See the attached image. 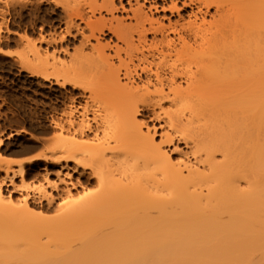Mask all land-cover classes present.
I'll return each instance as SVG.
<instances>
[{
  "label": "bare ground",
  "instance_id": "1",
  "mask_svg": "<svg viewBox=\"0 0 264 264\" xmlns=\"http://www.w3.org/2000/svg\"><path fill=\"white\" fill-rule=\"evenodd\" d=\"M39 2L53 4L44 17L57 26L36 39L17 33L23 53L0 47V54L18 55L41 85L70 87L50 124L74 139L24 159L0 152V203L1 187L16 175L24 182L35 160L59 166L60 182L75 186L77 154L106 158L107 178L97 199L69 205L65 219L1 232L0 243L19 242L23 253L0 264H93L97 257H71L82 238L76 229L89 225L110 238L188 232L193 244L237 264H264V0ZM0 4V26L10 11L23 19L29 6L40 9L32 0ZM88 134L96 140L91 153L75 140ZM58 231L66 239L54 245Z\"/></svg>",
  "mask_w": 264,
  "mask_h": 264
},
{
  "label": "rangeland",
  "instance_id": "2",
  "mask_svg": "<svg viewBox=\"0 0 264 264\" xmlns=\"http://www.w3.org/2000/svg\"><path fill=\"white\" fill-rule=\"evenodd\" d=\"M33 6L39 5L37 11L29 6L24 12L25 17L21 19L15 11H10L5 15L7 24L0 26V47L15 50L23 53L24 46L18 41L17 33L26 32L30 37L37 38L40 31L46 34L56 27L46 20V13L50 12L54 6L48 2L32 0ZM2 8V4H0ZM38 7V6H37ZM30 8V9H29ZM29 9V10H28ZM38 18V19H37ZM5 38L9 40L5 41ZM6 42V43H5ZM18 55L5 56L0 54V152L6 155H16V150L24 152H35L50 154L51 148L60 139H74L69 134H59L50 124V119L55 118L62 112L64 104L67 103L66 89L56 85H49L38 78L28 76V73L20 68ZM48 86V87H47ZM106 118H98L99 130L104 129ZM25 130L33 135L29 137ZM19 131L20 134H13ZM10 133H12L10 135ZM81 145V151L92 152L91 147L96 143L92 134L75 139ZM177 151H186L182 143H175ZM94 149V148H93ZM177 151L171 152V156L176 157ZM59 154V151L55 152ZM67 151L65 154H69ZM79 162L83 165L77 172H71V182L75 183L79 179L80 185L71 186L61 183L58 178L57 165H50L42 160H35L31 164L25 165L29 172L24 177V182L19 176L13 178L12 185L1 187L3 200L0 203V233L5 235V231H14L20 234L27 228H32L40 220L58 221L65 219L67 208L76 202H86L92 200L100 194L103 182L107 178L108 164L105 159L95 160L86 153L77 154ZM16 165L11 166L15 169ZM78 172L82 175H78ZM3 172H0V181ZM92 175H95L94 178ZM78 176V177H77ZM13 201V206L8 200ZM23 199L27 206L23 209ZM99 203V200L97 201ZM97 211L90 216L95 217ZM89 227H79L76 230L82 237L72 244L73 254L71 257L79 256L87 258L97 257L93 264L101 263V256L106 253L120 255L116 264H237L238 260L234 256H227L223 253L216 254L212 248L208 250L201 244H193L188 239L190 234L186 233H163L137 234L130 232L122 233L110 238L108 234L101 233V229H90ZM101 231V232H100ZM134 232V231H132ZM152 232V231H151ZM130 233V234H129ZM139 233V234H138ZM0 234V236H2ZM13 234V232L11 233ZM141 237L133 240L131 236ZM150 236L151 238H145ZM127 237V238H126ZM52 244L62 243L66 239L65 231H58L51 236ZM126 238V239H125ZM40 242V241H39ZM50 242V241H49ZM64 243V242H63ZM51 245V243H49ZM42 246V245H41ZM23 253L21 243H0V263L11 261L9 257L19 256ZM69 255V254H68ZM70 256V255H69ZM14 257V258H16ZM68 258V257H67ZM115 262V261H114Z\"/></svg>",
  "mask_w": 264,
  "mask_h": 264
},
{
  "label": "crops",
  "instance_id": "3",
  "mask_svg": "<svg viewBox=\"0 0 264 264\" xmlns=\"http://www.w3.org/2000/svg\"><path fill=\"white\" fill-rule=\"evenodd\" d=\"M14 133V132H13ZM12 133H10L11 135ZM17 134H20V133H17ZM9 135H6V136H3V138L0 139V141L2 139H6ZM16 155H8L10 156V158H13V159H24V158H27V157H30V156H33L35 155V152H24L22 150H16L14 152ZM37 154V153H36Z\"/></svg>",
  "mask_w": 264,
  "mask_h": 264
}]
</instances>
